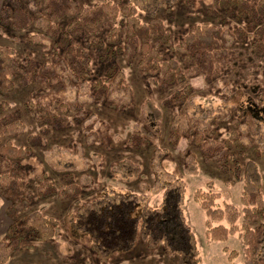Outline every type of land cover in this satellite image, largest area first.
Wrapping results in <instances>:
<instances>
[{
	"label": "rangeland",
	"instance_id": "obj_1",
	"mask_svg": "<svg viewBox=\"0 0 264 264\" xmlns=\"http://www.w3.org/2000/svg\"><path fill=\"white\" fill-rule=\"evenodd\" d=\"M116 1L135 7V16L143 22L151 17L161 21L171 48L158 45L160 54L164 60L174 59L182 71L188 65L175 47L193 26L206 22L220 27L224 32L221 46L231 53L222 55L217 61V74L208 79L197 75L183 83L165 85L161 74H141L137 58L109 56V27L104 22L94 30H87L86 38L74 37V42L89 53L86 77L79 80L65 77L60 84L44 90L37 83L22 84V76H16L12 91L0 95V105L6 106L0 107V131L5 126L2 123L5 115L20 122L24 131L15 137L0 136V147L7 141L16 147H28L29 136L40 139L29 146L31 154L21 163L23 189L32 204L20 216L40 211L58 221L64 230V217L74 211L75 205L56 195L38 198L35 190L43 177L56 187L67 183L89 185L80 195L82 201L96 197L98 192H105V199L110 201L124 197L145 215L173 201L193 237L199 264H244L242 232L229 236L225 242L210 241L205 235L207 217L194 200V193L211 190L219 194L215 202L218 207L229 204L240 212L238 227L245 224L255 229L264 223V213L262 220L254 216L246 221L240 201L241 167L252 161L261 176L264 205V160L255 156L256 150L264 151V53L251 50V35L242 39L236 35L237 29L250 34L251 25L228 16L214 0H195L193 4L180 0ZM247 1L257 5L260 0ZM3 3L0 0V11ZM260 18H255L252 25L264 24V15ZM120 25L124 31V17L118 19L116 26ZM29 33L40 35V42L26 41ZM54 42L55 39L32 27L21 32L9 27L0 29V46L12 48L16 60L23 65L31 59L36 69L44 63V56L51 53ZM56 49L63 56L64 48ZM111 68L124 74L128 91H114L100 99L90 84L98 79L105 81ZM186 85L190 86L188 92H184ZM180 95L182 99L178 98ZM48 102L67 106L66 110L58 106L48 108L49 116L55 113L60 116L55 124L46 119V123L39 122L36 106ZM150 105L159 111V120ZM173 132L179 135L176 146L169 140ZM232 132L246 149L241 154L231 150L233 157L229 155L224 166L205 158L192 142L194 134L202 133L223 143ZM9 204V200L0 196V240L12 223L6 214ZM221 224L228 226L225 220ZM232 251L237 256L230 260ZM179 261L177 254L167 251L163 244L147 241L139 231L129 252L101 263L87 246L70 241L62 232L58 239L34 243L31 250L16 251L7 264H179Z\"/></svg>",
	"mask_w": 264,
	"mask_h": 264
},
{
	"label": "trees",
	"instance_id": "obj_2",
	"mask_svg": "<svg viewBox=\"0 0 264 264\" xmlns=\"http://www.w3.org/2000/svg\"><path fill=\"white\" fill-rule=\"evenodd\" d=\"M194 1L180 0L187 4H193ZM87 2L81 4L76 0H4L0 11V29L9 27L21 32L32 27L46 33L55 42L51 53L44 56V63L38 69L31 59L25 60L23 65L16 60L12 48L0 46V95L12 91L18 75L22 76V84L37 83L44 90L51 85L60 84L65 77L68 79L70 76L74 80L86 77L89 73V53L82 45L74 42V37L84 35L83 38H86L87 30H94L104 22L109 27V56L121 54L126 59L137 58V68L141 74H161L165 85L183 83L186 78L197 75H204L208 79L217 74V61L222 55L231 53L221 46L224 32L220 27L206 22L193 26L175 47L182 61L188 65L182 71L174 59L164 60L160 54L158 45L171 48L169 35L161 21L151 17L143 22L135 16V7L119 5L116 0ZM214 3L228 16L243 19L247 26L251 25L250 34L237 29L236 35L238 39L251 35V50L264 53V24L252 25L255 18L258 17L259 20L264 15V0H260L257 5L247 0H214ZM120 17H124V31L121 25L116 26ZM65 19L69 20L63 24ZM40 37L38 34L29 33L25 40L37 44ZM58 46L64 48L63 56L57 51ZM90 86L100 99L114 91H128L124 84V74L112 68L108 70L105 81L98 79ZM242 86L247 87L245 84ZM189 90L190 86L186 85L184 92ZM178 98L183 97L180 95ZM56 106L64 110L67 108L66 105L55 102L37 105L39 122L46 123V119L55 124L60 116L56 113L49 116L48 108ZM0 107L6 108L4 104ZM150 109L159 120V111L152 105ZM2 123L5 126L0 131V136L15 137L24 131V126L13 121L10 115H5ZM39 140L37 136H29L28 145H35ZM169 140L172 146H176L178 133L173 132ZM192 142L198 146L205 158L219 162L222 166L226 165L229 155L233 157L231 150L241 154L246 149L234 132L223 143L212 140L211 137L206 138L202 133L194 134ZM29 146L16 147L7 141L0 147V196L10 201L6 214L12 221L5 237L0 240V264H7L18 250H31L34 243L58 239L62 232L70 241L87 246L99 262L105 263L117 254L129 252L133 248L135 234L139 231L147 241L163 244L167 251L177 254L180 258L179 264L200 263L190 230L173 201L169 204L165 202L162 209L152 210L145 215L124 197L118 201H110L105 199V192H98L96 197L82 201L80 195L90 188L89 185L67 183L56 187L43 177L35 190L38 198L45 199L56 195L59 199L73 201L75 205L74 211L64 217V230H61L58 221L40 211L20 216L32 204L31 197L23 189L25 177L21 167L22 161L31 154ZM255 156L264 160V151L256 150ZM241 169L243 189L240 201L244 207V219L247 221L256 216L262 220L264 205L257 165L247 161ZM218 198L219 194L211 190H198L194 193V200L207 217L206 237L212 242H225L229 236L241 231L244 264H264V223H260L255 229H250L245 224L238 227L236 223L240 212L229 204H225L223 208L218 207L215 203ZM224 220L228 226L221 224ZM214 222L218 224L213 225ZM236 256L237 253L232 251L228 259L232 260Z\"/></svg>",
	"mask_w": 264,
	"mask_h": 264
}]
</instances>
